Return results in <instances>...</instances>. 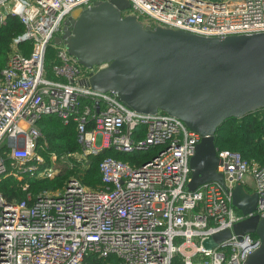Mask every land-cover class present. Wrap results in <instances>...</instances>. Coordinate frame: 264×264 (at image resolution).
Returning a JSON list of instances; mask_svg holds the SVG:
<instances>
[{
    "label": "built area",
    "instance_id": "2783aa9c",
    "mask_svg": "<svg viewBox=\"0 0 264 264\" xmlns=\"http://www.w3.org/2000/svg\"><path fill=\"white\" fill-rule=\"evenodd\" d=\"M105 0H0V25L9 14L20 18L25 33L15 39L32 43L29 56L14 49L0 73V178L34 173L43 163L36 155L42 115L57 114L68 122L73 114L84 167L89 155L114 149L156 152L141 164L112 156L100 163L104 185L91 189L71 178L61 193H42L30 204L8 202L0 194V264H83L90 254L117 256L121 264H244L260 245L251 233L236 234L212 249L203 241L233 229L245 215L230 193L215 182L189 190L191 157L202 135L166 113L143 114L127 107L114 91L99 92L81 81L108 64L85 68L62 38L72 12ZM123 15H135L146 26L184 30L207 37L264 32V0H129ZM61 38L56 43V38ZM15 47V46H14ZM56 51V79L47 76L45 58ZM93 106L79 113L80 98ZM95 122L88 128V123ZM144 138H135L138 126ZM225 182L233 190L247 176L258 193L250 215L264 218V167L241 153L218 150ZM36 160L34 163L33 161ZM52 163L57 155H52ZM54 165L41 174L53 177Z\"/></svg>",
    "mask_w": 264,
    "mask_h": 264
},
{
    "label": "water",
    "instance_id": "95a60500",
    "mask_svg": "<svg viewBox=\"0 0 264 264\" xmlns=\"http://www.w3.org/2000/svg\"><path fill=\"white\" fill-rule=\"evenodd\" d=\"M129 0H105L72 12L62 38L90 72L84 86L114 91L129 108L143 114L166 113L202 135L191 157L189 190L215 182L230 193L233 206L247 216L203 241L212 249L232 234L251 233L259 247L244 264H264V218L250 215L258 193L244 183L228 188L216 147V132L230 118L264 109V32L207 37L184 30L144 25L123 15ZM56 43L61 38H56Z\"/></svg>",
    "mask_w": 264,
    "mask_h": 264
},
{
    "label": "trees",
    "instance_id": "16d2710c",
    "mask_svg": "<svg viewBox=\"0 0 264 264\" xmlns=\"http://www.w3.org/2000/svg\"><path fill=\"white\" fill-rule=\"evenodd\" d=\"M25 33V27L20 18L9 14L6 22L0 25V73L7 66L10 54L14 49L19 50L25 56L32 51V43L28 40L14 44L15 39ZM15 46V47H14ZM58 63L56 51L49 47L45 58V70L47 76L56 79L53 66ZM94 102L87 97L80 98L79 113L86 106H93ZM78 114H73L68 122L57 114L42 115L37 121V127L41 137L37 142L36 155L43 159L39 169L30 175L22 174L21 178L13 175L0 178V194L8 202H22L30 194V204L44 192L53 194L64 191L71 178H78L83 185L91 189H99L104 185L100 172L101 161L109 156L128 162L141 164L149 160L156 152L134 151L125 153L106 148L98 154L89 155L86 166H82L75 157H70L68 163H63V157L82 152V145L78 141L77 120ZM95 122L88 123L87 127H93ZM146 135V127L138 126L135 138L140 140ZM216 147L218 150H232L241 153L243 158L251 164L264 167V109L250 113L243 118H230L221 125L216 132ZM57 155L60 163L58 172L53 177H47L41 173L52 167V155ZM34 163L36 160L33 161ZM179 258H176L177 263ZM121 260L115 256L99 257L90 254L84 259L83 264H121Z\"/></svg>",
    "mask_w": 264,
    "mask_h": 264
},
{
    "label": "crops",
    "instance_id": "0c3cea01",
    "mask_svg": "<svg viewBox=\"0 0 264 264\" xmlns=\"http://www.w3.org/2000/svg\"><path fill=\"white\" fill-rule=\"evenodd\" d=\"M244 185L246 186L247 190L249 191H254V182H253V178L249 175L247 177H245L244 179Z\"/></svg>",
    "mask_w": 264,
    "mask_h": 264
},
{
    "label": "rangeland",
    "instance_id": "374dc122",
    "mask_svg": "<svg viewBox=\"0 0 264 264\" xmlns=\"http://www.w3.org/2000/svg\"><path fill=\"white\" fill-rule=\"evenodd\" d=\"M62 162H63V163H68V162L65 161V160H64V161L62 160ZM53 165H54L55 168H57V170H59V165H60L59 162H55V164H53Z\"/></svg>",
    "mask_w": 264,
    "mask_h": 264
}]
</instances>
